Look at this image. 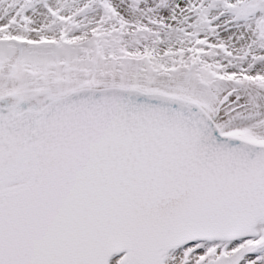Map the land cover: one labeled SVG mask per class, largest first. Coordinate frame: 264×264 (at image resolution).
<instances>
[{
	"label": "snow or ice",
	"instance_id": "snow-or-ice-1",
	"mask_svg": "<svg viewBox=\"0 0 264 264\" xmlns=\"http://www.w3.org/2000/svg\"><path fill=\"white\" fill-rule=\"evenodd\" d=\"M0 264H264V0H0Z\"/></svg>",
	"mask_w": 264,
	"mask_h": 264
}]
</instances>
